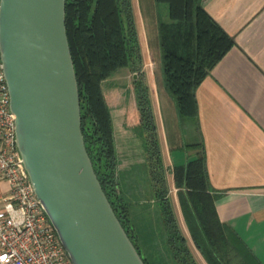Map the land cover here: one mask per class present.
I'll return each mask as SVG.
<instances>
[{
	"label": "crops",
	"instance_id": "1",
	"mask_svg": "<svg viewBox=\"0 0 264 264\" xmlns=\"http://www.w3.org/2000/svg\"><path fill=\"white\" fill-rule=\"evenodd\" d=\"M205 9L235 45L198 87L195 125L182 126L166 89L157 17L152 47L147 32L142 43L135 16L142 59L139 74L149 90L168 197L195 263L264 264V0H207ZM138 77L127 69L123 86L130 87ZM125 106H112L111 114L119 190L128 204L136 243L147 264H179L154 187L143 128L126 124ZM196 144H202V151ZM200 153L209 192L217 196L219 220L210 236L216 247L207 252L193 237L174 177L176 167H185Z\"/></svg>",
	"mask_w": 264,
	"mask_h": 264
},
{
	"label": "trees",
	"instance_id": "2",
	"mask_svg": "<svg viewBox=\"0 0 264 264\" xmlns=\"http://www.w3.org/2000/svg\"><path fill=\"white\" fill-rule=\"evenodd\" d=\"M206 1L156 0L168 5V20L159 21L162 65L165 86L176 103L182 126L197 123L196 91L235 45L234 38L206 11ZM66 27L79 84L86 148L119 221L140 253L128 204L119 190L111 114L112 106L125 103L126 124H140L144 131L148 162L169 229L171 248L179 264H196L177 225L168 197L167 170L149 90L139 74L141 47L132 0H66ZM122 69L136 73L138 79L130 87L108 85L109 79ZM195 147L202 151V144ZM174 177L193 237L198 246L207 252L209 247H216L210 236L219 225V220L215 209L217 196L209 192L203 153L185 167H176ZM211 241L212 244H209Z\"/></svg>",
	"mask_w": 264,
	"mask_h": 264
},
{
	"label": "water",
	"instance_id": "3",
	"mask_svg": "<svg viewBox=\"0 0 264 264\" xmlns=\"http://www.w3.org/2000/svg\"><path fill=\"white\" fill-rule=\"evenodd\" d=\"M0 58L19 154L73 264H146L86 148L66 0H0Z\"/></svg>",
	"mask_w": 264,
	"mask_h": 264
},
{
	"label": "built area",
	"instance_id": "4",
	"mask_svg": "<svg viewBox=\"0 0 264 264\" xmlns=\"http://www.w3.org/2000/svg\"><path fill=\"white\" fill-rule=\"evenodd\" d=\"M15 119L0 58V264H73L30 182Z\"/></svg>",
	"mask_w": 264,
	"mask_h": 264
},
{
	"label": "rangeland",
	"instance_id": "5",
	"mask_svg": "<svg viewBox=\"0 0 264 264\" xmlns=\"http://www.w3.org/2000/svg\"><path fill=\"white\" fill-rule=\"evenodd\" d=\"M134 16H137V21L139 24V31L142 36V43L145 44V32H147L150 44L153 45V33L154 28V18L160 21L168 20V7L165 4L157 3L156 0H132ZM146 29V30H145ZM145 48V46H144ZM127 69H122L119 73H115L108 81V85H125L124 74H126ZM129 71V69H128ZM190 125L189 123L185 124ZM4 189H8V184L4 185Z\"/></svg>",
	"mask_w": 264,
	"mask_h": 264
}]
</instances>
